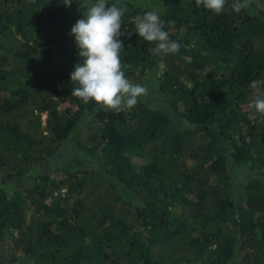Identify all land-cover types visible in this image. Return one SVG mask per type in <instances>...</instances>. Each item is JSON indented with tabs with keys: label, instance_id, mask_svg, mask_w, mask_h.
I'll return each instance as SVG.
<instances>
[{
	"label": "trees",
	"instance_id": "trees-1",
	"mask_svg": "<svg viewBox=\"0 0 264 264\" xmlns=\"http://www.w3.org/2000/svg\"><path fill=\"white\" fill-rule=\"evenodd\" d=\"M239 2L214 15L195 0H108L125 9V76L148 89L117 113L71 96L69 33L85 7L0 0V177L70 140L80 153L54 165L59 181L0 188V264H264V116L248 117L252 81L264 87V0ZM150 10L179 52L153 55L138 37Z\"/></svg>",
	"mask_w": 264,
	"mask_h": 264
},
{
	"label": "clouds",
	"instance_id": "clouds-1",
	"mask_svg": "<svg viewBox=\"0 0 264 264\" xmlns=\"http://www.w3.org/2000/svg\"><path fill=\"white\" fill-rule=\"evenodd\" d=\"M73 0H62L68 7ZM251 0H240L233 6L236 12L246 8ZM228 0H195L197 7L203 6L214 15L225 11ZM108 0H82L86 11L70 28L74 37L77 56L80 62L74 65L70 73L71 96L84 103L94 102L106 111L122 112L131 110L139 98L148 94L146 86L130 81L123 70L121 53L124 35L121 32L122 17L125 9L115 3L108 6ZM136 34L144 41L154 44L150 49L153 55H167L179 52L181 45L169 38L165 22L158 11H146L136 17ZM251 88L256 98L249 103V108L264 116V87L260 81H252Z\"/></svg>",
	"mask_w": 264,
	"mask_h": 264
},
{
	"label": "rangeland",
	"instance_id": "rangeland-1",
	"mask_svg": "<svg viewBox=\"0 0 264 264\" xmlns=\"http://www.w3.org/2000/svg\"><path fill=\"white\" fill-rule=\"evenodd\" d=\"M45 1L50 6H56L57 7V6H60L63 4L62 0H45ZM86 2H87V0H86ZM72 4H74V5L82 4V0H73ZM35 60L38 61V58L35 57ZM15 63H16V61L13 62L11 66L16 67ZM20 69H22V68H20ZM20 69H18V70H20ZM251 110H253V109H251ZM93 116L94 115L91 113V114H87L84 117L82 124L80 125L79 129H77V133L79 134L78 140L86 141V136L90 132V128H91L90 126L92 123V117ZM258 116H262V115L256 113L255 111L254 112L250 111L249 115H248L249 119L252 122L258 121V119L260 118V117L258 118ZM43 122H44V120H43ZM88 124H90V125H88ZM76 143H77L76 139L63 143L53 159L48 160L47 163L42 168L35 169V170H29L28 173H26V175L23 176L22 178L0 177V188L4 189L8 193V195H10L15 190H24V189H28V188L33 187L36 178H38L39 176H41L43 174H52L53 173L52 171L54 168L60 167V166L54 167V165H57V164L62 165L65 160H67V159L70 160L72 157L77 156V154L80 155L79 151L76 148ZM138 165H140V164H138ZM247 175H248L247 171H241V173L239 175V179L240 180H241V178L244 179V176H247ZM51 177L53 178V180H55V182L59 181L61 179V175L55 174V173H53L51 175ZM243 187H244L243 184L238 185L237 191L242 192ZM61 193L63 195L65 193V191L62 190ZM178 212H179V210H178ZM176 214H177V211L174 210L173 215H176Z\"/></svg>",
	"mask_w": 264,
	"mask_h": 264
},
{
	"label": "built area",
	"instance_id": "built-area-1",
	"mask_svg": "<svg viewBox=\"0 0 264 264\" xmlns=\"http://www.w3.org/2000/svg\"><path fill=\"white\" fill-rule=\"evenodd\" d=\"M42 119L45 120V117H43Z\"/></svg>",
	"mask_w": 264,
	"mask_h": 264
}]
</instances>
